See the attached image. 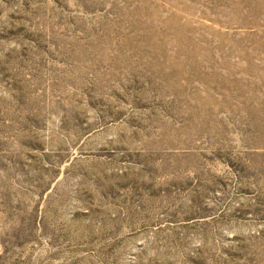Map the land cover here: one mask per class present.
Listing matches in <instances>:
<instances>
[{"label":"rangeland","instance_id":"rangeland-1","mask_svg":"<svg viewBox=\"0 0 264 264\" xmlns=\"http://www.w3.org/2000/svg\"><path fill=\"white\" fill-rule=\"evenodd\" d=\"M0 264H264V0H0Z\"/></svg>","mask_w":264,"mask_h":264}]
</instances>
